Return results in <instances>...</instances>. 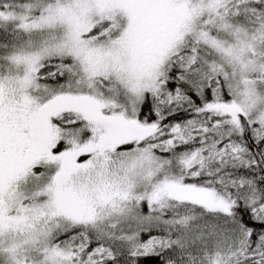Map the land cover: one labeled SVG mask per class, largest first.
Masks as SVG:
<instances>
[{
	"label": "snow or ice",
	"instance_id": "obj_1",
	"mask_svg": "<svg viewBox=\"0 0 264 264\" xmlns=\"http://www.w3.org/2000/svg\"><path fill=\"white\" fill-rule=\"evenodd\" d=\"M0 264H264V0H0Z\"/></svg>",
	"mask_w": 264,
	"mask_h": 264
}]
</instances>
